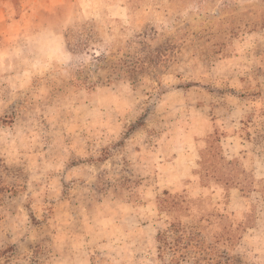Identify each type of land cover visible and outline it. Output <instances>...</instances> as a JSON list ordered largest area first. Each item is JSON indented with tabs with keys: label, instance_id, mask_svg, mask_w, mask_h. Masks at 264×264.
Returning <instances> with one entry per match:
<instances>
[{
	"label": "rangeland",
	"instance_id": "rangeland-1",
	"mask_svg": "<svg viewBox=\"0 0 264 264\" xmlns=\"http://www.w3.org/2000/svg\"><path fill=\"white\" fill-rule=\"evenodd\" d=\"M173 222L264 264V0H0V264H198Z\"/></svg>",
	"mask_w": 264,
	"mask_h": 264
},
{
	"label": "trees",
	"instance_id": "trees-1",
	"mask_svg": "<svg viewBox=\"0 0 264 264\" xmlns=\"http://www.w3.org/2000/svg\"><path fill=\"white\" fill-rule=\"evenodd\" d=\"M214 134L213 131H206L202 138L204 139L206 147L209 144L211 148L213 143V139L211 138ZM216 140L219 141L221 145V139L219 138V140ZM206 147L204 149H206ZM199 149V154L202 158V146ZM167 193H169V191L166 190V194ZM169 231L176 234L175 242L170 244V248L178 253V258H181L184 250H186L187 252L189 251L194 254L195 260L198 264H238L233 256L228 255L227 251L220 248L222 245L231 243L232 236L229 234L225 236V238H223V235L221 234L207 235L210 238V240L207 241L206 238L203 237L201 230L198 229L196 233L185 235L182 226L175 222L171 224Z\"/></svg>",
	"mask_w": 264,
	"mask_h": 264
},
{
	"label": "crops",
	"instance_id": "crops-1",
	"mask_svg": "<svg viewBox=\"0 0 264 264\" xmlns=\"http://www.w3.org/2000/svg\"><path fill=\"white\" fill-rule=\"evenodd\" d=\"M230 124H231V122H230ZM234 127H237V126H234Z\"/></svg>",
	"mask_w": 264,
	"mask_h": 264
}]
</instances>
